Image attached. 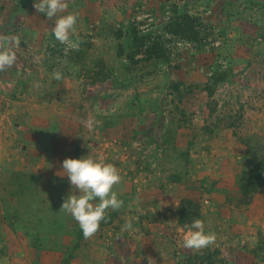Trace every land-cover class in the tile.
Wrapping results in <instances>:
<instances>
[{
    "label": "rangeland",
    "instance_id": "1",
    "mask_svg": "<svg viewBox=\"0 0 264 264\" xmlns=\"http://www.w3.org/2000/svg\"><path fill=\"white\" fill-rule=\"evenodd\" d=\"M35 2L0 0V34L20 41L0 72V264H264V185L239 186L264 146V0H66L82 41L67 54ZM176 14L198 41L130 65L133 28L164 35ZM90 154L119 170L124 205L85 239L60 211L61 165ZM181 209L216 242L183 248Z\"/></svg>",
    "mask_w": 264,
    "mask_h": 264
},
{
    "label": "clouds",
    "instance_id": "2",
    "mask_svg": "<svg viewBox=\"0 0 264 264\" xmlns=\"http://www.w3.org/2000/svg\"><path fill=\"white\" fill-rule=\"evenodd\" d=\"M33 7L38 13L45 14L48 20L56 18L51 31L55 39L65 46V54L79 50L82 41L76 30L78 14L58 15L67 11L66 0H37ZM19 45L20 41L16 36L0 34V72L16 63L17 55L14 49ZM51 76L56 80L63 79L60 70H54ZM98 123L92 117L83 121L89 130ZM61 168L73 192L64 199L60 211L70 215L78 223L84 238L90 239L99 231L108 210L118 211L124 205V201L119 199L117 192L113 190L121 181L119 170L113 164L106 163L102 156L94 159L91 154L80 159L67 158L62 162ZM184 227L187 231L182 237L183 248L200 250L216 242V234L206 233L201 219H194ZM131 229V221H128L121 232ZM148 264H155V261L148 258Z\"/></svg>",
    "mask_w": 264,
    "mask_h": 264
},
{
    "label": "trees",
    "instance_id": "3",
    "mask_svg": "<svg viewBox=\"0 0 264 264\" xmlns=\"http://www.w3.org/2000/svg\"><path fill=\"white\" fill-rule=\"evenodd\" d=\"M197 22L198 19L187 14L180 16L176 14L173 19H171V16L169 17V23L163 29L164 35L153 33L147 37L141 35V31L137 27H134L131 33L130 43L127 46V61L130 65L136 66L152 60H164L168 52L166 43L169 42L168 38L171 39V35L184 37L190 42H197L200 34ZM121 53L123 54V51ZM252 151L256 155V158L242 172L239 180L240 191L245 196L255 193L258 188L264 185V146L255 145ZM40 204H37V207L39 208L41 206L42 210L45 209L47 211V206L42 202ZM34 218L36 220L35 215ZM47 218L44 217V219ZM197 218L198 214L187 213L184 209H181L178 220L180 224L187 225L191 224Z\"/></svg>",
    "mask_w": 264,
    "mask_h": 264
}]
</instances>
